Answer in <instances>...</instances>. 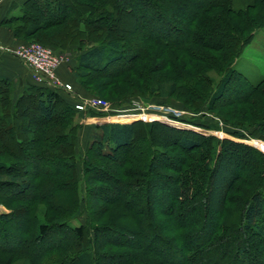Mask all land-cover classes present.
I'll list each match as a JSON object with an SVG mask.
<instances>
[{"label": "trees", "instance_id": "16d2710c", "mask_svg": "<svg viewBox=\"0 0 264 264\" xmlns=\"http://www.w3.org/2000/svg\"><path fill=\"white\" fill-rule=\"evenodd\" d=\"M0 25L19 43L72 53L67 70L88 92L111 88L110 104L173 98L213 112L235 137L155 120L102 122L78 155L79 98L69 103L33 83L14 97L13 80L0 75V264H264V153L238 139L264 142V73L250 84L232 67L264 26V0H20ZM152 186L167 190L157 217L149 213ZM81 212L83 222L69 224Z\"/></svg>", "mask_w": 264, "mask_h": 264}, {"label": "rangeland", "instance_id": "374dc122", "mask_svg": "<svg viewBox=\"0 0 264 264\" xmlns=\"http://www.w3.org/2000/svg\"><path fill=\"white\" fill-rule=\"evenodd\" d=\"M242 1V0H238ZM146 29H143V32L146 31ZM139 31H142V29H139ZM22 42L32 41V40H20ZM37 42V41H35ZM39 43V42H38ZM44 42H40V44L43 45ZM55 53L62 55L63 57L66 55H70V53L66 52H59L54 51ZM232 67L239 72L241 75L245 77V79L250 83L254 84L256 83L263 75L264 73V26L259 29H255L252 32L251 40L248 44H246L239 55L235 58ZM187 74L190 75L192 72V69L187 68L186 69ZM167 72L164 71L162 74H166ZM170 74V75H169ZM167 76L172 77L173 74L168 70ZM172 75V76H171ZM208 75L211 76L213 79H217V73L214 71H209ZM96 81L93 83V86L100 85V82L104 79H95ZM101 80V81H100ZM176 83L178 86H181L180 82L176 80ZM80 86V85H79ZM237 88L240 87L239 84L236 83ZM101 87V88H100ZM97 87L96 92L97 94L91 93L86 91L84 88H82L86 94L91 96H97L100 98H103L105 101L110 103L109 99H112L111 94H109V90L111 88L107 87ZM120 87V86H119ZM95 92V90H93ZM87 96V97H88ZM176 95H173L172 97L176 98ZM110 107L115 110L112 112V114H108V117H105L106 122H114L113 120L119 119L121 116L123 117H130V120L127 121H118V122H131L134 120H140V118L144 117V115H147L149 117H144V121H152L155 120L157 122H160L162 124H165L166 126L173 127L178 130H185V131H191L194 132L200 136H206V135H212L218 139L220 138H235L231 135V132L233 131V128L229 127L228 125H225L221 122V120L215 116H213V112L207 111L205 107H200L196 112L190 111L187 108H184L180 102L174 100L164 102L160 98H151L149 101L145 102L142 101L139 97L136 96H129L128 98H125L121 103L119 104H110ZM216 111L222 112V114L226 115L227 109L225 111L220 109H215ZM236 113V112H234ZM238 114V113H236ZM228 116V114H227ZM231 116V115H230ZM228 116V117H230ZM239 116L235 115L233 117L234 119H237ZM79 121V120H76ZM142 121V120H140ZM81 126L84 124V122H80ZM239 141L246 143L248 145H251L261 152L264 153V149L260 147L259 143L263 141L259 140L256 136H244L243 138H238ZM84 148V139L82 137V134L80 135V130L78 131V139L76 142V151L78 155H81ZM171 158V157H170ZM166 161H168L166 159ZM172 161V160H171ZM79 163L76 164V171L77 175H79V180H81V176L79 173ZM81 183V182H80ZM222 177L219 175L217 179L212 181V189L209 199H208V216H207V222L210 223L214 218V210L217 206V202L219 200L221 189L222 187ZM80 186L83 188V184L81 183ZM113 188H109L106 192L101 193V195H110ZM167 198V190L165 191V188L163 186H152L150 187V207H149V213L154 216H158V211L162 208V202ZM111 207V206H110ZM109 208V207H108ZM4 212H7V209H5ZM109 212L104 213V216H107ZM84 214L81 212V214L71 220H69V224L71 225H77L83 222ZM174 221V220H173ZM172 220L165 221L162 223L165 227L168 225H171L173 223ZM129 238V235H126L125 238ZM101 238V237H100ZM133 241H135L136 244H143V246L146 245V242H148V239L145 238L143 241L139 238H133ZM105 264V263H101Z\"/></svg>", "mask_w": 264, "mask_h": 264}, {"label": "crops", "instance_id": "0c3cea01", "mask_svg": "<svg viewBox=\"0 0 264 264\" xmlns=\"http://www.w3.org/2000/svg\"><path fill=\"white\" fill-rule=\"evenodd\" d=\"M20 0H0V20L6 14L9 4L17 3ZM19 43V40H16L12 37L11 32L5 27L0 25V75L6 76L13 80L15 84L14 97L17 93L22 89L23 84L25 83H33V84H43V82L35 81L29 76V72L27 68L21 63V61L12 55L8 49L16 46ZM69 53L68 51H63ZM71 55H66V59H64L56 68V77L60 82L69 83L73 88L72 91L63 90L62 88H57L58 94L66 101L71 102L72 99L76 98H85L88 95L86 92L79 86L76 82L75 77L72 73L67 70L66 64L72 63ZM105 117L103 116H89L87 111H84L81 118H79V122H84L81 126L80 135L84 139V143L88 134L90 127L96 123L106 122ZM114 122H118V120H113ZM5 208L0 205V213L4 212Z\"/></svg>", "mask_w": 264, "mask_h": 264}, {"label": "built area", "instance_id": "2783aa9c", "mask_svg": "<svg viewBox=\"0 0 264 264\" xmlns=\"http://www.w3.org/2000/svg\"><path fill=\"white\" fill-rule=\"evenodd\" d=\"M8 51L21 61L33 80L43 82L48 87L70 91V85L60 82L55 72L57 66L66 59V56L63 57L55 53L50 47L35 41L19 43L8 49ZM73 106L80 111L88 109L105 113L115 111L110 107V103L95 96L79 98V100L74 101ZM108 116V114L103 115V117ZM140 120L144 121V117L140 118Z\"/></svg>", "mask_w": 264, "mask_h": 264}]
</instances>
